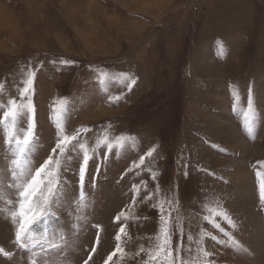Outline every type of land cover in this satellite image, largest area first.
Here are the masks:
<instances>
[{"label": "rangeland", "instance_id": "obj_1", "mask_svg": "<svg viewBox=\"0 0 264 264\" xmlns=\"http://www.w3.org/2000/svg\"><path fill=\"white\" fill-rule=\"evenodd\" d=\"M33 72L29 167L61 129H91L80 142L94 159L81 205V152L69 153L54 214L22 249V180L0 124V264H264V0H0V116Z\"/></svg>", "mask_w": 264, "mask_h": 264}, {"label": "snow or ice", "instance_id": "obj_2", "mask_svg": "<svg viewBox=\"0 0 264 264\" xmlns=\"http://www.w3.org/2000/svg\"><path fill=\"white\" fill-rule=\"evenodd\" d=\"M65 63H68L65 61ZM35 78V72H33L29 79L26 82V86L20 92V102L15 99H12L8 102L7 110L3 111L2 116H0V124H4L8 129L7 133V143L10 147L13 148V159L9 161V167L12 169L11 176L17 180H22L21 183H17L15 186L18 189L17 195V211L12 213V219L17 221L18 226L15 231V243L22 249H28L29 251L37 247V242L34 237V229L37 225L46 224L48 217L53 215L52 208L56 203L57 199L62 194L61 184L62 180L60 177L61 165L62 163H67L71 160L69 153L74 152L78 146L81 152L77 175V187L79 189V201L83 205L84 197V182L87 175L88 165L90 160L94 159L93 156L89 155V150L85 143L80 142V137L82 134H86L91 131L88 128L77 129L76 132L72 135L63 134V129H61L59 119L56 121V127L61 129V135L58 136L55 146L51 149V154L47 157L43 164L38 168L33 169L29 167L31 161L26 160L25 157L28 153L31 152L32 146L35 141V107L31 101L30 93L34 91L32 88ZM101 83L104 81L101 80ZM131 83H135L134 80ZM131 84H129V88ZM28 96L27 102H24V97ZM119 99V97H116ZM61 103H64L61 101ZM251 114V105H249V111L247 115ZM26 127L23 128V131L20 134H17L15 125L18 119L25 118ZM123 138L121 137L120 140ZM99 143V142H98ZM14 146V147H13ZM112 145L108 144L109 152L105 153L107 156L111 151ZM152 151L150 150L147 155L151 156ZM57 156L54 160L53 157ZM63 158V161L61 160ZM144 163V157H140V164ZM261 166H264V162H257ZM139 167V165H137ZM15 169H20L19 175ZM100 165L97 164V171H99ZM187 175V173H185ZM257 178L259 181V193L261 202L264 203V174L257 170ZM161 212L163 210L161 209ZM123 213H121L122 215ZM215 215L224 216L223 213H216ZM225 219H228L227 216H224ZM207 219V217L205 218ZM116 221L120 220V216L115 218ZM161 224L163 225L160 228L162 234V244L160 246V251H166L168 256H172V251L169 247L171 242V234L168 227V221L163 215L160 217ZM229 223L231 221L229 220ZM215 227H219L218 224ZM120 232H124V227L121 226ZM117 241L120 240V235L116 236ZM191 240V236L189 237ZM215 239V237H212ZM54 243H48L41 246V251L47 255V252L51 248H55ZM180 245L177 246L179 250ZM119 250V248L117 249ZM0 253L8 256L9 253L4 252V249L0 248ZM39 253H34L38 255ZM204 256L207 257L210 255L206 251L203 252ZM115 255V253H113ZM112 259L111 256L108 258ZM153 260H156V256L152 257ZM32 264H36V261L33 260ZM44 264H49L47 260L44 261ZM87 264V262H85ZM181 264H184L181 261ZM203 264H209V261L205 260Z\"/></svg>", "mask_w": 264, "mask_h": 264}]
</instances>
